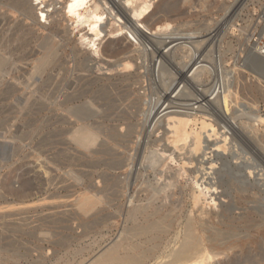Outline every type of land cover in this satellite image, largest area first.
Returning <instances> with one entry per match:
<instances>
[{
    "label": "rangeland",
    "instance_id": "rangeland-1",
    "mask_svg": "<svg viewBox=\"0 0 264 264\" xmlns=\"http://www.w3.org/2000/svg\"><path fill=\"white\" fill-rule=\"evenodd\" d=\"M48 1L49 4L52 3ZM154 1L152 0V3ZM101 3L103 6L106 5L104 1ZM154 3L156 7L153 14L146 15L143 24L152 32H157L158 27L165 22L170 23L169 30L163 32L161 40L157 42L156 39L153 40L143 33L142 41L139 37L140 33L135 35L127 30L115 31L122 23L112 22L114 27L105 28L107 36L101 42L102 46L99 45L100 41L97 44L99 54L92 51L83 40L90 33L87 24L78 26L75 19L54 14V17L60 20L59 28L62 34L53 38L52 48H48L51 51L49 55L51 62L45 74L36 73L30 81V83H36H32L33 87L30 88L34 90L33 100L38 104L33 110L34 117L39 118L40 121H46L55 113L57 109L55 103L64 99L68 100L71 107L80 108L87 117H91L90 122H100L103 129L96 131V141L93 145L82 147L70 134L49 129L10 133L4 131L0 124V264H34L40 259L38 253L41 247H44V257L49 258L46 264H59L58 257L51 258L53 251L59 249L57 244L70 243L72 235L81 234L83 228H80L79 224L81 225L84 221L77 200L83 197L85 191L92 186L101 192L100 196L113 200L110 204L112 207L103 204L99 206L102 213L98 217H91L94 211L85 217L89 218L87 222L94 227L91 230L92 233L89 232L88 236L81 241L84 244L81 243L77 248L72 247L74 250L71 251H82L81 258L77 259L83 261V264L93 261L119 238L124 227L123 219L119 220V217L102 225L101 223L106 220L105 215L115 214L116 209L113 206L119 207L121 204L128 206V199L132 197L139 200L138 204L143 206V175L146 177L155 168L164 171L167 176L171 174L177 176V188L172 189L176 192L180 189L187 192L184 195L183 212H187L185 215L192 214L198 217L202 210L207 213H220L218 205L220 200H226V205L236 207L233 212L235 216L233 221L241 231L233 238L235 242L230 249H225L224 254L215 259L216 262L221 261L217 264H233L234 260L238 264H264V60L252 50V44L259 42L264 35V0H156ZM55 7L62 9L60 3H57ZM41 8L43 5L37 6L36 13L39 17H42L39 11ZM15 20L20 22L23 18L16 15ZM43 21L47 27L50 26L51 19ZM13 26L0 21L1 54L8 60H13L23 54L26 56L32 53L33 56L27 62L31 65L29 70L32 72L33 67L39 65L38 58L46 51V48H42V41L38 40V36H47L48 31L33 24L35 33L32 34L18 31ZM142 29L147 30L143 27ZM108 42L128 46L130 50H139L142 47L145 57L146 55L147 58L149 57L145 59L143 55V61L145 60L143 89H139V86L134 87L135 94L143 95L144 113L143 116L138 117L139 120L142 119V126L132 136L124 133L125 137H117L110 130V126L116 123L115 116H107L114 111V103L117 108L126 97L128 88L124 86L125 83L93 85L87 80L91 76L110 74L106 63L113 62L115 59L107 57L102 51V47ZM159 42L164 45L161 46ZM177 48L183 49L182 54H175ZM160 50L164 52L165 57L159 54ZM75 52L85 58L91 57L92 63L89 64L95 65L94 69L91 67V72L89 67L85 68L87 72L79 70V60ZM158 59L162 60L158 62ZM163 61H166L165 65L161 64L164 63ZM182 61L184 65L187 64V69L182 70L180 66ZM22 64L23 62H20L16 66H22ZM158 64H160V72ZM6 67L12 69L14 65L7 64ZM147 67L149 69H146ZM83 75H90V77L84 76L82 79ZM8 77L7 81L11 82L10 76ZM198 82L199 85H197ZM162 96H168L167 104L169 101L176 103H171L172 107H176L177 104L182 105L181 103L192 104L195 96L198 100L204 99L199 105L208 112L201 114L209 118L210 127L206 131L217 129L219 138L222 133L223 136L225 135L223 144L226 142L227 145L221 153L223 152L228 158L223 163L216 160L219 168L216 170L218 174L214 175L217 180L213 181L218 182L219 192L222 191L225 196L218 200L219 195H217V205L211 202L209 196L207 201H202L197 207L192 204L190 200L192 184L190 183L191 171L194 168H187L185 173L180 171L179 162H171L170 159L166 160L164 167L160 166L163 161V158H160L161 149L166 144V141L160 140L165 133V119L162 114L157 117L158 113L147 116L146 113ZM190 99L191 101L188 102L187 100ZM209 101L213 102L208 103ZM24 106L25 103L17 102L20 114L28 112L25 111ZM166 106L164 105L163 109ZM155 121L158 123H153ZM200 121L202 119L192 123L194 131H202ZM241 123H245V132L244 129H236ZM119 138L124 140L120 145L115 142ZM143 149H146L145 164H143ZM155 152L159 154L158 157ZM209 152L208 150L207 153ZM217 153L214 152V156ZM168 155L169 153L166 154L167 157ZM207 156L210 157V155ZM119 165L124 166L120 169ZM143 165L147 168L149 165L153 167L150 170L143 169ZM151 179L152 184H157L156 175L151 174ZM111 185L113 187H110ZM173 199L177 200L178 195H175ZM44 216H50L55 220L51 223ZM217 222L215 221L214 225H217ZM108 226L112 230H108ZM176 231H180L178 227Z\"/></svg>",
    "mask_w": 264,
    "mask_h": 264
},
{
    "label": "bare ground",
    "instance_id": "bare-ground-1",
    "mask_svg": "<svg viewBox=\"0 0 264 264\" xmlns=\"http://www.w3.org/2000/svg\"><path fill=\"white\" fill-rule=\"evenodd\" d=\"M51 1L52 3L49 4L48 0H36V1L35 0H0V21L5 22L7 25H10V26L14 25L13 27L17 29L18 31L29 32L32 34L33 32L35 33V31L32 28L33 24L39 25L40 27L48 31L47 36H44V35L38 36V40L42 41V48H46L45 49L46 51L44 52V54H42L40 58H38L37 61L39 62V65L34 66L32 69L33 70L32 72L31 70H29V67L31 65L27 63L29 58L33 56L32 53L27 54L26 56L23 54L22 56H19L16 59L8 60V58H5V56L1 54V48H0V88H1L0 90V124L4 131L10 132V133H19L24 130L49 129V130L58 131L64 134H70L71 136L74 137V140L80 146L89 147L93 145L96 141V136H97L96 131H100L101 129H103L102 128L103 126L100 122H97V121L90 122L91 117H87V115L80 108L71 107L69 105L68 100L63 99V101L55 103V106L57 109L55 110V113L50 118L47 119L48 121L47 120L40 121L39 118L34 117V114H33L34 107H36L38 104L36 103V101L33 100L34 90L30 89L31 87H33L32 85L36 83L32 82L33 83L32 84L30 83V81L36 73H38L39 75L45 74L51 62L50 61L51 56H49L51 51H49L48 48L49 47L50 49L52 48L51 45H53V42H52L53 38L62 34V30H60L59 28L60 20L56 19L54 17V14H62L61 17H67V18L69 17L72 20L75 19L76 24L78 26H83L87 24L89 26L90 33H88L87 36L84 37L83 40L89 46V48L92 51H94L96 54H99V48L97 44L100 41L99 45H101V42L107 36V34H105V28L109 26H113L112 22L114 24L118 22L122 23L118 26V28L115 31L123 32L124 30H127L128 32L135 34V35H139L140 33L139 37L142 39V41H143V37H144L143 33H144V35L148 36L149 38H152L153 40L156 39L157 42L158 40L162 39L160 37L162 36V34L164 35L163 32H166L167 30H169L170 23L165 22L163 25L158 27L157 32H152V30L149 27L143 24V22L146 20V15L153 14V10L156 7L154 2L156 0L153 3H152V0H107V1L106 0H50V2ZM101 1H104L107 7H105L106 5L103 6ZM57 3L61 4L62 9H57L55 7ZM38 5H43V8L39 9L40 13L42 14V17H39L36 13ZM16 15L22 17L23 20L22 21L20 20V22L16 21L15 20ZM41 18L46 21L51 19L50 26L47 27L44 24V21L43 20L41 21ZM132 26L134 28H132ZM142 27L150 31L151 34L150 32H146L147 30L144 31ZM159 44L161 46L164 45L160 42ZM252 45H253L252 50L256 52V55H258V57L264 60V47H261L259 50L260 52H257L256 51L257 44L255 43ZM171 48H174V47H171ZM141 49L143 48L141 47L139 50H130L128 46L124 47L116 42L106 43L102 47L103 54H105L109 58L115 59L113 62L106 63L107 70L108 72H110V74H104L102 76H91L90 79L89 78L87 79L88 82L93 85H98L100 83H109V84L118 83L121 85L125 83L124 86L128 88L126 90L127 92L126 97L124 98L122 103H120L117 106V108H116V104L114 103V111L112 110L113 112L110 115L109 114L107 115V116H113V115L115 116V119L114 118H111V119H114V122L116 123L110 126V130L117 137H125L124 133L126 135L132 136V134L137 132V130L142 126V122H141L142 119L139 120L138 117L143 116V113H144L143 112V95L135 94L136 89H134L135 86H139V89H143V68L145 67V64H144L145 60L143 61V55L145 53H143L142 52L143 50ZM156 50L157 49H155V51ZM175 50H176L175 51L176 55L177 53L182 54L183 52L182 51L183 49L181 48H177ZM163 53L164 52H161L160 50L159 54L162 57H165V54ZM75 56L79 60L78 62L79 70L87 72L85 68L89 67L90 72H91L92 68L95 66V65L92 66L93 64L92 65L89 64L90 62L92 63L91 57L88 56L85 58L77 52H75ZM144 58L146 59L147 55L146 57L144 55ZM186 58H188V56ZM139 60H142V61L139 62ZM157 61L160 62L159 59ZM20 62L21 63L23 62L22 66H16L17 63H20ZM165 62L161 64L165 65ZM7 64L14 65V68L8 69L6 67ZM159 65L160 64H158V66ZM180 66H182L181 68L182 70H184L187 64L184 65L182 61V63H180ZM188 66L190 65L188 64ZM146 69H149V68L147 67ZM158 70L160 72L161 70L160 66L158 67ZM181 75L182 74H180V76ZM8 76H10L12 80L11 82L7 81L6 78H9ZM84 76L90 77V75H83L82 79H84ZM193 79H197V78L194 77ZM191 80H190V83H191ZM163 83H165L166 85V82L163 81ZM162 85L164 86V84ZM197 85H199V82ZM197 85L194 84V86H197ZM201 87L203 88V86ZM195 93H196V90H195ZM69 95L70 93L68 94V96ZM208 96H210V94ZM168 99H169L168 96L166 97L162 96L158 98L156 105L154 104L155 106L154 107L152 106L150 111L146 113V116L158 113L157 117H159V115L162 114V117L165 119V124H164V126H166V128H164L165 133L163 132L164 135L163 137L160 138V140L166 141V144H164L163 148L161 149L162 154L160 155L161 156L160 158H163V161L160 166L164 167L166 160L170 159L171 162H176V163L179 162L180 168H181L180 171H184L185 173L187 172L186 171L187 168H194L191 171L192 175H191V183H190V185L192 184L191 194H190V200L192 204L195 207H197L200 203H202V201H207L208 196H209V199L211 200V202L217 205L218 203L217 195H219L218 200H220L221 198L225 196L223 195L222 191L219 192V186H217L218 182H213L217 180V177H215L214 175L218 174L216 170L219 168V165L216 160H220L223 163V161L224 162L225 160L227 161L226 158H228V157H225V154H223V152L221 153L222 149L225 148V146L227 145L226 142L225 144H223L225 141V135L223 136V133H222V135L219 138V132L217 131V129H213L210 132L206 131L210 127V124L208 123L209 118L206 115H201L203 113H206L207 111L203 108L202 105H199L200 102L203 101L205 98L204 99L200 98L198 100L196 99V96H195L196 100L193 98L194 100L192 104L181 103L182 105L177 104L176 107L170 106L171 103L172 104L174 103L172 101H169V103L167 104L166 101H168ZM185 99H182V100H185ZM116 101L118 100L116 99ZM187 101L190 102L191 99ZM17 102L18 104L25 103L24 108H26L25 111H28V112L20 114L17 109ZM210 102L211 101H209L208 103ZM164 105H167V106L163 109ZM201 119L202 121H200L199 123L201 125L202 131L201 132H197L198 130L194 131L192 128V125H193L192 123L198 122ZM153 123L156 124L158 122L155 121ZM154 127L156 128V126ZM244 128H245V123H241L240 126L239 127L237 126L236 129L240 130ZM244 132H245V129H244ZM244 132L242 134H244ZM147 137L146 139H148L149 141V138ZM123 141L120 138L115 140V142H117V144L119 145L122 144ZM148 141H147V144H149ZM154 142L156 143V141ZM158 142H159V139H158ZM122 146L124 147V145ZM208 150L210 151L209 153H207ZM144 152H146V149H143V164H145V159H146ZM214 152H218V153L214 156ZM167 153H169L168 157L166 156ZM155 155H157V157L159 156V154H157L156 152H155ZM207 155H210V157ZM148 160L150 159L148 158ZM118 163L120 164L119 161ZM123 166L124 165L122 166L119 165V167H121L120 169H122ZM152 167L153 166L149 165L147 168V166L144 167L143 165V169L147 168L150 170V168ZM151 174H154L157 176L158 178L157 184H152L153 180L151 179ZM258 181H256V183H258ZM176 182H177L176 175L171 174L170 176H167L165 175L164 171H161L158 168H155L146 177L145 175H143V206H141V204H138L139 200H137L135 197L128 199L129 200L128 201L129 204L127 203L128 206H126L125 204L123 205L121 204L119 207H116L117 205L113 206L116 209L115 210L116 212L114 211L115 214L105 215L106 220L101 224L102 225L107 224V222H109L110 220H113L119 217L120 218L119 220H121L122 218L124 222L123 230L119 238L110 247H108L105 251H103L99 256L94 258L93 261L91 260L90 262H88V264H214V263L217 264L218 261L220 260H217L216 262L215 259L218 258L220 255H223L225 249L226 250L230 249L232 243L235 242L233 238H235L238 235V232L241 231V230L240 231L238 230L239 228L235 226L234 224L235 222L233 221L235 217L233 215V212L236 207L233 208L234 205L233 206L226 205L227 203L226 200H222V201L220 200V202L218 203V205L220 206V213L219 212L218 213L217 212L207 213L206 211L202 210L198 214V217L193 216L192 214L185 215L187 212L186 213L183 212V209L185 208L184 195L187 192L185 193L183 189H180L178 192H176L175 189H172V188H177ZM110 187H113V186L111 185ZM103 190L104 189H102V191ZM239 191L240 190H238V192ZM85 192L86 193L84 194V196L80 197L77 200V205L80 208L82 220L84 222L86 221L85 223L83 222L81 225L79 224V227L83 228L81 234L78 236H75V234L72 235L71 236L72 242L70 243L64 242V243L57 244L59 249L53 251V254L51 253L52 254L51 258L57 259L58 257L57 262H59V264H83L84 263L83 261L81 260L78 261L77 259L78 257L81 256L80 254L82 253V251L75 250V252H73L71 250H74L72 248L74 246L77 248L82 243L81 241L86 236H88V233L91 232V230L94 228L93 226L91 227L90 224L87 222L89 218L86 219L85 217L93 211L94 212L93 214H91V217H98L102 213V210H99V206L103 204L109 205V207H112L110 206V204L113 202V200L108 199L107 197H104V196H100L101 192L98 191L95 187L92 186L88 188ZM175 195H178L177 200L173 199ZM243 195H245V193ZM253 195H256V194L253 193ZM45 218H48L49 222L51 223H53L55 220V218H52L50 216L45 217ZM215 221H218L217 225H214ZM176 227H178L180 231H176ZM67 229L72 230L71 228H67ZM109 229L110 227L108 228V230ZM47 231L50 232V230H47ZM115 238H117V236ZM102 243H103V240H102ZM82 244H84V242ZM43 250H44V247H41L38 253L39 254L38 257L40 259H38V261H35L34 264H46L49 261L48 257H44ZM233 264H238V263L236 262V260H234Z\"/></svg>",
    "mask_w": 264,
    "mask_h": 264
},
{
    "label": "built area",
    "instance_id": "built-area-1",
    "mask_svg": "<svg viewBox=\"0 0 264 264\" xmlns=\"http://www.w3.org/2000/svg\"><path fill=\"white\" fill-rule=\"evenodd\" d=\"M256 44H257V52H260L259 50H260V48L261 47H264V35H263V37L261 38V40L259 41V42H255ZM254 43V44H255ZM258 54V53H257ZM261 54V53H260Z\"/></svg>",
    "mask_w": 264,
    "mask_h": 264
}]
</instances>
